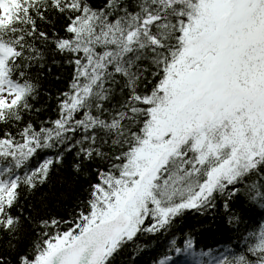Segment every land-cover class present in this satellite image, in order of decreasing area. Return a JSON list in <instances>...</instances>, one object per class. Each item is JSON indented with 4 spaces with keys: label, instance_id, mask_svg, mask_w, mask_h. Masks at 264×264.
<instances>
[{
    "label": "snow or ice",
    "instance_id": "6c2138e0",
    "mask_svg": "<svg viewBox=\"0 0 264 264\" xmlns=\"http://www.w3.org/2000/svg\"><path fill=\"white\" fill-rule=\"evenodd\" d=\"M256 209L264 0H0V264H264Z\"/></svg>",
    "mask_w": 264,
    "mask_h": 264
},
{
    "label": "trees",
    "instance_id": "16d2710c",
    "mask_svg": "<svg viewBox=\"0 0 264 264\" xmlns=\"http://www.w3.org/2000/svg\"><path fill=\"white\" fill-rule=\"evenodd\" d=\"M223 209L218 207L215 213H209L206 216H197L194 214H188L180 227L187 232L189 229L196 230L198 240L203 245L208 246H219L227 245L229 242L236 243V239L233 233L230 231L226 224V219L222 215ZM251 219L249 223L255 224L264 220V214L261 213L260 209H256L254 213L250 214ZM248 219V217H246ZM166 242L165 237H146L141 243H148L153 245V249L161 248L162 244Z\"/></svg>",
    "mask_w": 264,
    "mask_h": 264
}]
</instances>
